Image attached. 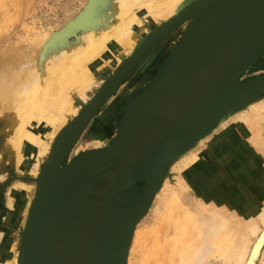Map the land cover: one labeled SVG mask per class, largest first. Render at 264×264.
Instances as JSON below:
<instances>
[{
  "label": "bare ground",
  "instance_id": "obj_1",
  "mask_svg": "<svg viewBox=\"0 0 264 264\" xmlns=\"http://www.w3.org/2000/svg\"><path fill=\"white\" fill-rule=\"evenodd\" d=\"M197 3L199 6L191 12H184ZM9 6L5 8L0 5V118L5 123L1 131L7 133L6 143L0 147V165L6 154L15 172L23 176L18 185L25 191L33 184L35 187L31 196L25 194V198L15 203V209L8 213L11 222L8 229L11 226L18 229L30 224L43 186L40 180L46 179V174L52 169H58V178L65 164L70 166L75 162L80 166L79 173L71 176L63 174L60 179L63 189L69 192L83 187L92 177L98 176L99 167H96L102 164L103 151L115 147L123 137L138 92L173 63L178 47L168 44V40L177 34H181L183 40H188L201 28L215 5L207 0H89L85 9L59 31L49 30L40 34L37 40L27 39L18 44L10 43L4 33L9 23ZM78 29L83 31L82 35L70 43L69 38ZM159 37L162 38L160 43L166 41L153 64L158 68V73H145L132 87L122 86L120 92L112 97L122 80L135 72L131 67L138 57H144L147 51L154 49L155 43L152 41ZM145 44L144 50L137 54ZM128 56L137 59L134 61ZM120 67L125 74L112 89L115 84L112 79L117 78ZM237 76L225 85V89L237 85L232 83ZM101 78L104 83L101 97L89 98L88 89ZM177 88L172 96L184 95L185 91ZM107 92V100H111L107 101L106 109L98 116L97 125L92 129L90 122L93 117L90 118L88 124L81 127L70 150L57 160L59 154L65 152L75 140L73 133L76 126L67 129L65 134L64 129L82 116L89 102L97 108ZM251 100L235 111L225 112L214 123L201 127L196 134L176 146L160 150L130 178L137 177L141 182L145 180L146 190L154 184L152 193L149 192L151 197L147 207L153 209L157 221L154 228L145 233L144 229L143 232L138 230L143 217L137 220L126 256L120 264H203V258H207L212 251L218 254L215 258L222 257L225 264H255L264 244V199L252 196L245 187L249 181L253 190L258 184L255 182L257 175L252 178L251 174L259 167V161L255 158L264 151V97L255 96ZM121 104L122 112L111 130V118ZM176 106L180 107L178 104ZM171 110L172 121L181 119L185 111L175 108V104ZM169 118L166 130L158 128L159 131L145 137L143 146L135 143V156L146 153L149 145L174 136V123H170ZM90 130L98 138L90 142L93 148L88 150L82 141ZM109 133L113 135L111 140L105 136ZM221 134L229 147L225 163L222 159H214L205 148V141L219 139ZM130 143L133 142L130 140ZM92 152H95V156H91ZM87 154L90 155L82 162L81 157ZM240 157L246 159L244 171L240 173L242 179L236 178L239 183L233 184L232 180L237 176L233 177L231 160ZM46 181L56 186L48 179ZM237 189H241L238 195ZM183 190H191L193 204L183 201L180 195ZM225 192L230 195L223 194ZM115 195L111 196L113 200L120 201ZM234 201L239 205L244 204V215L236 210ZM117 216L118 212L114 209L106 222L107 227L112 228L113 224L115 227ZM2 244L5 250L9 247L7 243ZM12 244L9 251H13L18 264L23 256L22 239L17 238ZM25 249L27 251L28 244ZM134 254H141V257L135 261ZM66 255L70 256L68 251ZM260 260V264H264V251ZM204 262L207 264V261ZM0 264L13 263L9 260Z\"/></svg>",
  "mask_w": 264,
  "mask_h": 264
},
{
  "label": "water",
  "instance_id": "obj_2",
  "mask_svg": "<svg viewBox=\"0 0 264 264\" xmlns=\"http://www.w3.org/2000/svg\"><path fill=\"white\" fill-rule=\"evenodd\" d=\"M207 2H213L215 8L201 28L188 40L182 39L176 44L178 51L173 63L138 92L123 137L115 147L103 151L102 164L96 167H99L98 176L92 177L83 187L69 192L63 189L60 179L63 174L71 176L79 173L80 166L75 162L66 165L58 178V169L51 170L48 181L56 186L45 181L41 188L31 216L25 264H120L125 257L123 228L132 232L141 214L138 210L129 214L127 208L111 196L118 191L115 196L122 201L121 191L137 177L130 178L160 150L176 146L201 127L214 123L234 97L253 96L264 86V80L260 79L240 85L237 76L264 50V0ZM196 6H189L184 12L189 13ZM161 40L159 37L157 43ZM123 73L122 68L117 71V78L113 79L115 84H110L112 89L121 82ZM235 76L237 78L232 83L237 85L225 89V85ZM175 86L183 89L184 95L172 96ZM101 90L95 98L101 97ZM108 92L98 107L107 99ZM174 104L175 108L185 109L184 115L177 121L171 120L173 114L170 112ZM98 107H93L90 102L82 116L76 119L75 140L71 143L72 138L69 140V146L59 154L57 160L70 150L81 127L88 124ZM86 109L88 114L85 115ZM169 116V122L174 123V136L149 145L146 153L135 156V143L143 146L145 137L159 131L158 128L166 130ZM208 119L211 121L208 122ZM90 154L95 156V152ZM90 154L81 157L82 162ZM82 162L79 159V165ZM131 203L137 202L134 200ZM114 209L118 216L111 230L106 222ZM67 251L70 256L66 255Z\"/></svg>",
  "mask_w": 264,
  "mask_h": 264
},
{
  "label": "rangeland",
  "instance_id": "obj_3",
  "mask_svg": "<svg viewBox=\"0 0 264 264\" xmlns=\"http://www.w3.org/2000/svg\"><path fill=\"white\" fill-rule=\"evenodd\" d=\"M88 3H89V0H1L0 5L1 6L4 5L5 8L7 7L8 4H10V6L7 10V19L9 20V23L7 24V28L4 31V33L6 34L5 37L6 36L8 37V38L6 37V39L8 41H11L10 43L18 44V43H23L27 39L28 40H37L40 38V36H39L40 34H43L44 32H48L49 30H53L54 32L59 31L60 29L63 28V26H65V24L71 18H73L75 15L79 14L83 9H85V7L88 5ZM199 3H197L198 6H199ZM105 9H107V8H105ZM9 15H11L12 17H9ZM57 28H59V29L56 30ZM32 30H36V32H33ZM82 33H83V31L81 29H78L75 32V34L69 38V42L70 43L74 42L78 36L82 35ZM158 40H159V38L152 41V43H155L153 46L154 49H152L150 52L147 51L145 53L146 56L144 55V57H141V56L138 57L137 62L131 67L133 70H135V72L136 71H138V72L136 73L135 76H132L135 73L134 72L133 74H131V75L127 76L125 79H123L122 82L116 87L114 94H113L114 96L112 95V97H115V95L118 92H120L122 86H125L127 88L132 87L133 84L140 77H142L145 73H149L151 75L157 74L158 68L153 67L154 66L153 64L156 61V59L159 58L161 51L164 49L163 48L164 47V45H163L164 41H166V40H164L163 42L158 44L157 43ZM181 40H182V35L177 34V35L173 36L170 40H168V44L176 45V44L180 43ZM128 57L130 59H133L134 61L137 59V58H134L133 56H128ZM128 57H127V60H129ZM153 58H154V60H152L153 63L149 66H146L148 64V62ZM145 61H148V62L145 63ZM132 63H134V62H132ZM125 66H126V64H125ZM121 67L118 69H121ZM109 72H111V70ZM254 79H260L261 81L264 80V50L255 58V60L252 63H250L245 68L244 72L238 78V83L240 85H242V84L249 83L251 80H254ZM103 85H104L103 78H101V80H99L98 82H95L91 86V88L88 89V97L94 98L99 93V91L102 89ZM255 96L264 97V86L262 88H260L256 92V94L253 96H245V97L237 96V97H234L231 100V102L229 103V106L227 107V109L222 114H220L217 117V119L219 117H221L225 112L235 111L238 108H240L242 105L249 103L250 101H253L251 99H254ZM108 102H106V104ZM88 106H89V104L87 105V107ZM122 107H123V104L119 105L118 111L114 112L113 117L111 118V121H110V123L112 124V127H110L109 129L112 130L113 127L115 126L117 119L119 117V114H121V112H122ZM98 108L101 109L100 107H98ZM99 109H97L95 111V113L92 116L93 118L91 117L92 120L90 122V126H93L92 129L97 125L98 116L106 109V107L104 106L103 109H101V110H99ZM87 112H88V109H86L84 114L85 115L88 114ZM97 112H98V114H97ZM75 121L73 120V122H70V124H68V126L64 129V132H63L64 134L67 131V129H70V127L74 128V126H76ZM207 121L209 122L211 120L208 119ZM4 126H5V123L0 118V147H3L4 144L6 143V140H7V133L1 131V130H3ZM73 134H74V136H76L75 133H73ZM263 135H264V133H263ZM105 136L110 138V140L113 138V135H111V133H109ZM95 138H98V137L96 136V134L91 132V130L89 132H87L83 141H82V145L84 146V148L85 149L88 148V150L93 148V145L90 144V142L93 141ZM205 143H206L205 148H207L208 152H210L212 154L211 156H213L214 159H218V160L222 159V161H223L224 158L227 156V153L229 152L228 143L226 142V140L224 139V136L222 134L219 135V139H216V140L211 141V142L205 141ZM262 152L263 153H260L261 156H259V157L257 156L256 158L254 157L255 159H257L259 161L258 162L259 167L257 168L258 170L256 169L251 174L252 178L254 175H257V180L255 182H257L258 184H256V187L254 188L255 191L253 190L250 181L246 182L245 188L250 191V194L252 196H256V197L260 196L261 199H264V151H262ZM4 157H5V160L0 165V235H1V237H0V263L11 260V262L13 264H17V262L14 259V257H15L14 253H13V251L12 252L9 251V247L12 243L17 241V238H18V240L22 239V245H23V251H22L23 256L21 257L23 259H21L19 257L20 260H19L18 264H20V263L25 264V261H24L25 246H26V242H27V238H28V234H29L30 224L28 225L29 227L27 226L25 228H23V226H22V227L17 229V228H14L11 226V229H8V228H10V225H11L10 216L8 213H9V211H13L15 209V207H14L15 203H17L19 200L21 201L22 197H23V199L25 198V194L29 193L31 196L34 193L35 187L33 184V186L30 189H28L27 191L23 190V188L20 187V185H18L23 180V176H20L18 172H15V170L13 168L14 167L13 163L10 159H8V156L6 154H4ZM245 160L246 159H243L241 157L239 159L238 158H232L231 164L233 165V170H234V174H235V175H233V177L237 176L232 180L233 184L239 183V181L236 178L242 179V177L240 176V173H242V171H244V165L246 163ZM223 162L225 163V160ZM65 165H67V164H65ZM200 175H201V173H200ZM49 176H50V172L48 174H46V179H49L48 178ZM41 179L42 180H40V181L43 183L46 181L45 178H44V180H43V178H41ZM142 182H141V180H139V178H137L135 181L131 182L127 187H125L123 189L124 191L123 190L121 191L122 197L124 199L122 201H118V202H120L121 206H125V208H127V211L129 212V214H131V215H132V213H135L137 211V209L139 208L138 209L139 213L141 210V213H140L141 215L139 218L143 217V219H142L141 224H140L141 226L138 228V230L142 231L144 229L145 231L144 230L143 231L145 233H149V231L154 228V225L156 224L155 222L157 221V219H156L157 216H155V212L153 213V209L149 210L147 207L148 203H149V199L151 197V195L149 196V194L152 193L153 189H151V188L154 187V184H152V186H149L146 190L145 189V185H146L145 180H142ZM195 183L197 184V182H195ZM136 186H137V188H136ZM135 188L137 189L136 191L134 190ZM242 188H244V187H242ZM143 189L145 191H142ZM144 192H145V194H144ZM149 192H151V193H149ZM239 192H241V189H237V195ZM139 193H141V194H139ZM223 194L230 195V193H226V192ZM124 195H125V197H124ZM180 195L186 204L192 203V200L190 198L192 195L191 190H187V191L183 190L182 192L180 191ZM148 196H149V198L147 199ZM141 199H144L145 201L143 202ZM134 200H135V202H137V203H135V205L131 203V202H134ZM193 201H195V200L193 199ZM140 204H141V206H140ZM234 205L236 206V210L238 212H240L242 215H244V210H246V207L244 206V204L241 203L239 205L234 201ZM30 222H31V219H30ZM123 230H124L123 253L126 256V252H127L126 250L128 249V247L130 245L129 241H130V238L132 236L131 235L132 233L131 232L129 233L128 229L126 230L123 228ZM22 231H23V233L21 234ZM23 241H24V244H23ZM2 242H4L5 244L7 243V245L9 244V247L6 250L3 249L4 247L2 248V245H3ZM263 251H264V244L261 248V253L259 254L258 258L255 261V264H260V261H261L260 259H261ZM212 252H209L208 254H209V256L210 255H213V256L209 257L206 254L207 258L206 257L203 258L204 261H207V264L208 263L209 264H211V263L212 264H225V261L222 257H220V258L218 257V259H216L218 254H214V252H213V254H210ZM137 256H138V254L137 255L134 254L133 259H136L135 261H137L141 257V254H139L138 257ZM215 256H216V258H215ZM21 260H23V261H21ZM112 261H111V263H112ZM204 261H203V264H206ZM112 264H114V263H112Z\"/></svg>",
  "mask_w": 264,
  "mask_h": 264
},
{
  "label": "crops",
  "instance_id": "obj_4",
  "mask_svg": "<svg viewBox=\"0 0 264 264\" xmlns=\"http://www.w3.org/2000/svg\"><path fill=\"white\" fill-rule=\"evenodd\" d=\"M152 60H154V58H153V59H151L149 62H148V61H145V63H147V62H148V64H147L146 66H149V65H151V64L153 63V61H152ZM145 63H144V64H145ZM145 68H146V67H145ZM145 68H144V69H145ZM144 69H143V70H144ZM107 101H108V100L106 99L104 102H107ZM104 102H103V103H104ZM103 103H102V104H101V106H100V108H101V109H103V107H104V106H105V104H106V103H105V104H103ZM98 109H99V108H98ZM101 109H99V110H101ZM97 114H98V112H97Z\"/></svg>",
  "mask_w": 264,
  "mask_h": 264
}]
</instances>
